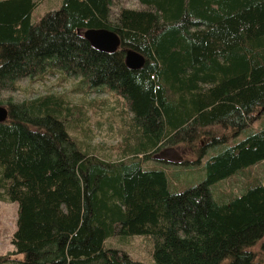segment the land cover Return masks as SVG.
Returning a JSON list of instances; mask_svg holds the SVG:
<instances>
[{
  "label": "trees",
  "instance_id": "16d2710c",
  "mask_svg": "<svg viewBox=\"0 0 264 264\" xmlns=\"http://www.w3.org/2000/svg\"><path fill=\"white\" fill-rule=\"evenodd\" d=\"M116 1L61 0L32 22L36 0H0V94L23 78H76L123 98L137 141L131 157L106 160L70 136L58 97L5 100L0 201L17 203L21 258L0 264H143L105 247L116 235L150 236L155 264H264L252 251L264 237V182L247 179L264 161V122L252 127L264 107V0ZM87 29L115 32L119 47L94 48ZM128 49L144 57L137 70ZM208 127L223 133L198 150L197 184L171 189L162 167L142 165ZM240 171L238 193L211 188Z\"/></svg>",
  "mask_w": 264,
  "mask_h": 264
},
{
  "label": "rangeland",
  "instance_id": "374dc122",
  "mask_svg": "<svg viewBox=\"0 0 264 264\" xmlns=\"http://www.w3.org/2000/svg\"><path fill=\"white\" fill-rule=\"evenodd\" d=\"M36 1L31 16L32 22L38 21L48 10L59 8L61 4V0ZM119 8L139 9L141 6L136 0H117L114 10ZM79 84L78 79L60 73L47 74L41 79L34 80L23 78L18 81L15 91L0 94V103L5 106V100L8 99L22 102L45 96L58 97L69 108L68 114L64 112L67 132L75 139L81 150L85 149L106 160L131 157L129 156L132 154L131 148L137 141L131 125V113L123 98L107 90H87L85 85ZM255 115L257 120L253 123V128L264 122V107L258 108ZM222 133L220 127L205 128L199 132V136L190 141L185 140L173 147L150 153L145 159L141 156V163L146 168L162 167L166 171L171 189L173 187L183 190L203 180V166L193 164L199 159L198 150L208 141L209 135ZM226 133L229 135V132ZM200 159L202 162L205 160ZM249 169L251 171L247 179L256 178L264 182V161ZM245 181V172L240 171L211 188L216 186L218 192L225 195L235 194L241 191ZM16 219L17 203L0 201V255L21 258L11 243ZM263 241L264 237L252 248L256 258L261 260H264V250H261ZM104 245L123 251L130 258L143 264H155L152 259L154 241L150 236L116 235L107 238Z\"/></svg>",
  "mask_w": 264,
  "mask_h": 264
},
{
  "label": "water",
  "instance_id": "95a60500",
  "mask_svg": "<svg viewBox=\"0 0 264 264\" xmlns=\"http://www.w3.org/2000/svg\"><path fill=\"white\" fill-rule=\"evenodd\" d=\"M83 37L96 49L103 52H115L120 44L118 35L106 29H87ZM125 64L129 69L137 70L144 64V57L135 50L128 49L125 53ZM8 117V109L0 105V123Z\"/></svg>",
  "mask_w": 264,
  "mask_h": 264
}]
</instances>
